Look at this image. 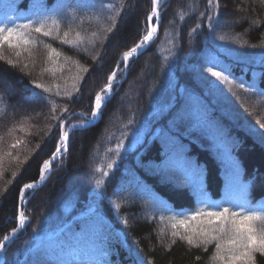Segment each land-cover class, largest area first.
Masks as SVG:
<instances>
[{"label":"trees","instance_id":"16d2710c","mask_svg":"<svg viewBox=\"0 0 264 264\" xmlns=\"http://www.w3.org/2000/svg\"><path fill=\"white\" fill-rule=\"evenodd\" d=\"M216 2L218 20L210 31L207 17L201 15L208 0L164 1L156 38L130 61L126 73L120 66L116 79H124L115 86L118 89L103 118L71 131L67 153L52 164L40 188L28 191L26 206L20 208L19 187L39 180V166L55 149L52 136L59 128L52 110L56 109L57 118L64 117L65 130L81 122L79 113L91 116L90 102L107 75L123 52L146 34L152 0H0V27L30 21L35 26L40 18H47L45 30L51 31L47 37L28 31L32 43L15 50L20 56L4 45L0 59V193H5L0 196V239L17 226L18 211L29 217L7 245L2 264H75L76 260L47 251V235L65 227L70 236L81 233L98 215L120 233L124 244H107L93 236L89 240L99 247L95 258L106 253L103 260L113 264H224L216 259L217 241L204 243L192 231L197 222H191L188 231L172 227L195 211L216 209L199 206L191 167L171 160L172 150L165 154L159 139L160 128L181 101L195 104L199 99L206 119L181 137L180 144L202 169L205 190L212 199L223 196L228 175L233 174L229 155L235 160L231 162L234 175L247 189L241 203L224 207L243 209L245 214L264 213V143L251 130L259 129L255 120L264 112V0ZM53 20L58 27L52 26ZM113 22L114 31L108 33ZM197 24L203 26L193 32ZM53 48L61 53L58 58H50ZM166 48L172 49L170 64L161 57ZM210 59L234 79L255 85L257 93L234 87L229 102L216 98L200 78ZM85 67L87 74L81 71ZM77 75L84 77L82 83L73 80ZM34 83L50 91L43 93ZM36 93L47 97L46 102ZM64 108L67 113L61 112ZM214 120L234 140L229 150L217 135L219 128L211 124ZM141 125L142 140L134 144L132 134ZM121 142L124 147L117 153ZM108 163H113V169L107 168ZM97 168L101 171L96 172ZM104 171L110 175L105 177ZM98 179L105 181L103 188H97ZM174 231L178 232L175 237ZM188 235L193 236L192 245L181 239ZM227 247L222 250L225 258L231 255ZM88 256L91 260L94 253ZM255 261L264 264V256L255 254Z\"/></svg>","mask_w":264,"mask_h":264},{"label":"snow or ice","instance_id":"6c2138e0","mask_svg":"<svg viewBox=\"0 0 264 264\" xmlns=\"http://www.w3.org/2000/svg\"><path fill=\"white\" fill-rule=\"evenodd\" d=\"M159 0H152L151 4V13L148 15L146 20L147 31L146 34L142 36L139 43H136L134 47L123 52L122 57L117 62L116 67L111 71V74L107 75V82L104 86L95 93L94 99L91 100L89 107L91 108V117L88 118L85 113H79L82 117L81 123L78 125H72V128H85L88 125H93L97 122L98 119L103 118V110L106 107L107 103L111 99V96L114 92L115 86L117 84L116 77L119 74L120 66L123 65L125 71H127L130 61L137 57V54L141 53V50L144 49L150 42L153 40L154 33L156 32V27L153 26V19H158V6ZM218 10L219 3L216 0H208L207 10L202 13V17H207L208 29L210 31L215 30V21L218 20ZM216 12L214 15L213 12ZM47 18H40L37 21V24L34 26L30 21L29 23L21 24L14 27H0V59L4 58V45H7L8 49L15 51L18 48L23 47L24 45L32 43L30 39L26 36L28 31L34 30L36 33H42L44 36H50L51 31L45 30ZM255 23V21H253ZM52 26L58 27L55 20L52 21ZM202 24H197L193 32H198L202 28ZM158 27V25H157ZM115 28V22L113 25L107 29L108 33H112ZM65 36L68 33L64 34ZM220 41H224V37H218ZM65 43H70V41H64ZM242 47L244 45H241ZM17 57L20 56L19 51H15ZM51 57H59L61 53L57 52L56 49H52L50 52ZM8 63L11 65L13 62L8 60ZM53 63L55 61L53 60ZM206 67L202 69L201 79L207 83L210 87L221 82L224 84L232 85L234 81L230 79L229 75L226 74L227 70L219 66L214 60H208ZM81 71L85 74L89 72L88 68H82ZM214 78V79H213ZM84 77L77 75L73 77L74 81L80 83L83 82ZM35 89H41L43 93H47L50 89L45 88L44 85L40 83H34ZM236 87L244 89L245 91H253L252 87L246 88L243 83L235 84ZM73 88L79 92L77 84H73ZM41 101L47 100V97L42 95V93H36ZM59 95V92H57ZM54 120H57V126L59 128L58 134L52 136L53 141L55 142V149L52 152V159L55 160L57 156L61 154H66L68 151V141L69 133L65 130L64 117L60 116L57 118L55 116L56 109H53ZM68 109H61L62 113H67ZM207 112L199 99L196 100V103L191 102L184 103L181 101L180 106L175 109L174 114L171 119L168 121L167 125L161 127L159 130V139L163 145V150L165 154L168 151L175 150L177 148L182 149L180 144L181 137L190 134L192 127L196 124L201 123L206 119ZM256 124L259 126L257 130L253 127L251 130L253 134L257 135L261 143H264V121L257 120ZM58 135V140L56 138ZM19 143V141L17 142ZM16 147V145H12ZM124 147L123 142L116 146V152L119 153L120 149ZM111 151V149L109 150ZM107 168L109 170L113 169V163H108ZM50 171V161L45 159L42 161V164L39 166V182H43L46 178V175ZM96 172H100L101 169L97 168ZM103 175L108 177L110 175L109 171H104ZM105 184L104 180L98 179L96 181L97 188H103ZM37 187V183L28 182L24 183L18 189V199L20 204L23 205L25 201L26 194L29 190ZM5 193H0V196ZM97 195L102 196V192H97ZM175 219V217H173ZM29 220V217L25 215L24 211H18V214L15 217L16 227H13L10 233L5 234L3 239H0V253H4L7 248L8 242L16 235L20 228H23L26 222ZM197 222V228L192 229V231L199 236L204 238V243H211L217 241L215 247L220 254L216 259L224 261V264H256L255 254H260L264 256V213L249 212L245 214L243 209L240 212L233 211L229 207H223L220 210H203L195 211L190 216L183 219H179L172 225L175 229L177 225L184 228L186 231L191 229V222ZM259 222V223H258ZM35 231V229H34ZM172 235L175 237L178 235V232H173ZM227 237L225 240L224 237ZM181 239L187 241L189 245L193 244V236H182ZM219 241H223L222 243ZM227 247V251L231 253L227 258L222 254V250Z\"/></svg>","mask_w":264,"mask_h":264},{"label":"rangeland","instance_id":"374dc122","mask_svg":"<svg viewBox=\"0 0 264 264\" xmlns=\"http://www.w3.org/2000/svg\"><path fill=\"white\" fill-rule=\"evenodd\" d=\"M163 1L164 0H161L160 6L163 4ZM155 19L156 18H154L153 20ZM152 23H154V21H152ZM161 53H162L161 57L163 58L164 64H168V63L170 64L171 61L169 59L171 58H168V57L171 56L172 49L171 48L163 49L161 50ZM168 73H170L169 68H168ZM228 75L230 79L234 81V84L229 85V84L217 82L216 85L210 87V92L219 100H222L223 102H229L230 97H231L230 93L233 92L231 89L236 87L235 84L237 83H243L246 86V88L252 87L253 91H251V93L252 92L257 93L258 90L255 85L249 86L240 80L234 79L230 74ZM152 111L156 113L157 110L155 107H153ZM257 120L264 121V112H262L261 115L260 114L258 115V117L255 120V123ZM214 121H212L211 124L219 128L217 135L220 141L224 143L225 147L228 148L229 150L230 148H232L233 144L235 143L234 140H232V137L226 133L225 129H223L217 121L215 122ZM143 122L144 121H142L141 123ZM144 125L138 126L137 132H134L132 134L131 138H133L134 144L136 142L138 143L141 142L142 140V136H141L142 130L141 129L144 128ZM170 157H171V160H175L177 162H186L188 166L191 167L190 172L193 175V180H194V193H195V197H196V200L199 206L220 210L221 208H223L225 205L229 203L238 204L244 200L243 196L247 188L244 182L238 179L239 175L238 174L234 175V172H236V170L233 169L231 162H235V160L232 159L231 156L228 155L227 159L230 163L229 165V167H231L230 171H232L233 174L230 173L228 175L229 176V186L227 185L225 186V189L223 191V196L219 199H212L209 196L208 192L204 188V176H203L202 169L200 168V166L195 164L193 159L187 156L185 148L182 147V149L177 148L175 150H172L169 155V158ZM199 169L201 170V172H199ZM197 173L198 175H195ZM227 193L231 194V197H226L225 195ZM22 206L25 208L26 203L23 204ZM81 217L82 216L77 217V218H81ZM88 231H90L89 236H88L89 238L86 239L85 234ZM47 236L48 238L46 240L47 241L50 240V242L45 247L47 251L50 254H54L58 252L61 256H64L67 259L76 260L75 264H113V263H109L103 260V258H105L106 256V253H100L101 257L99 256L95 258V256L97 255L96 251L98 250L99 247L97 245L98 243L95 244L91 240H89L93 236L101 238L103 242H107V244H113L115 246L117 244H120V245L124 244L123 238L121 237L120 233L116 230H113L111 228V225L108 223V221L99 215L97 216V219L93 221L91 224H89L88 228L86 226L84 230L81 231V233L78 232L70 236L68 235L67 228L65 227L62 229V231L60 230L56 233H52ZM38 241H42V240H38ZM90 253H94V258L91 260H90L91 257L88 256V254Z\"/></svg>","mask_w":264,"mask_h":264},{"label":"water","instance_id":"95a60500","mask_svg":"<svg viewBox=\"0 0 264 264\" xmlns=\"http://www.w3.org/2000/svg\"><path fill=\"white\" fill-rule=\"evenodd\" d=\"M157 19V18H156ZM157 20H159V16H158V19ZM156 30H157V25H156ZM153 41V40H152ZM152 41L150 42V44L152 43ZM150 44L149 45H147L144 49H142L141 50V53L142 52H144L149 46H150ZM141 53H139V54H141ZM139 54H137V56L139 55ZM121 81L122 80H120L118 83H121ZM114 93V92H113ZM113 95V94H112ZM99 120V119H98ZM97 120V121H98ZM88 126H90V125H88ZM87 127V126H86ZM77 128H79V127H77ZM77 128H70L69 130H68V133L70 134V132L73 130V129H77ZM62 156V154L59 156V157H57L55 160H57V159H59L60 157ZM55 160H53L52 159V157L49 159V161H50V171H49V173L46 175V178H45V180L41 183V182H39V180L37 181V182H35V183H37V187L36 188H34V189H31L32 191H35V190H37L38 188H40L42 185H43V183L46 181V179L49 177V175H50V173H51V166H52V164L55 162ZM20 231V229L18 230V232ZM18 232L16 233V234H18ZM15 237V236H14ZM14 237H12V239L8 242V243H10L12 240H13V238ZM2 261H3V257H2V259H1V262H0V264L2 263Z\"/></svg>","mask_w":264,"mask_h":264},{"label":"bare ground","instance_id":"6f19581e","mask_svg":"<svg viewBox=\"0 0 264 264\" xmlns=\"http://www.w3.org/2000/svg\"><path fill=\"white\" fill-rule=\"evenodd\" d=\"M160 3H161V0H159V2H158V6H157V12L159 13V8H160ZM154 26V25H153ZM155 27V26H154ZM155 34H156V32L154 33V36H153V39H154V37H155ZM81 122H79V123H72L70 126H69V128H71V126L72 125H78V124H80ZM88 127V126H87ZM86 128V127H85ZM77 129H82V128H77ZM73 130H76V129H73ZM72 130V131H73ZM60 156V155H59ZM59 156H57V157H59ZM33 192V191H32Z\"/></svg>","mask_w":264,"mask_h":264}]
</instances>
